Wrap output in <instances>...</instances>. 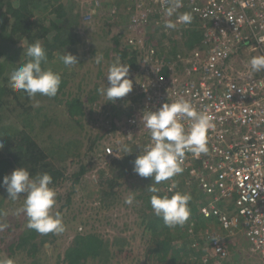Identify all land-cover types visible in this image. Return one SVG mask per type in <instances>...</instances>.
<instances>
[{
    "label": "trees",
    "instance_id": "1",
    "mask_svg": "<svg viewBox=\"0 0 264 264\" xmlns=\"http://www.w3.org/2000/svg\"><path fill=\"white\" fill-rule=\"evenodd\" d=\"M63 1L0 0V142L4 145L0 149V182H2L5 175H10L13 170L25 167L33 176L38 173H49L53 177V187L70 180L68 188L72 193L79 188L80 179L91 169L92 164H87L85 158H88L91 152L93 153L100 141L92 138L90 140V134L86 130L90 122L89 118L93 115L92 111L95 109L93 105L103 106L104 109H107L105 111L108 115L110 114L108 116L110 126L116 127V122L122 121L125 116L129 118L132 113H127L126 107L130 104L134 105L143 96L136 87L137 80L143 77V72L133 76L132 70L143 67L146 63L145 57L148 54L146 55L137 45L128 47L127 44H124L125 34L123 33V28L126 26L124 21L128 18V16L124 17V15L129 14L127 8L118 11L113 18L106 17V22H112L107 25L119 27V22H121V24L124 23V27L119 30L114 37L113 43L105 51L102 48L98 49V51L94 47L90 49V54L88 53V55L92 57L90 58L91 60L96 54H103L104 59L99 65L92 60L89 65L98 66V73H96L94 78L89 79V82L85 85V91L82 88L70 98L67 90L69 83H72L70 78L71 67L64 66L62 68L60 66L61 63L57 64L56 62H61L59 60L60 54H64V52L71 53L72 45L80 43L77 39L79 36L78 31L87 27L84 25L85 23L82 24L80 18V12L82 13L83 9L79 8L73 0H68L67 3ZM106 4L109 6L110 2L107 1ZM50 7L53 10L47 12L46 15L37 19L33 18L36 12H42V9L47 11ZM121 12L122 14H120ZM183 12H189L193 16L192 22L185 24L183 32L180 29L174 30V35L168 44L154 47L149 45L157 52V57L160 61L162 60L161 56L165 55V51H169L168 54L171 56L169 57L168 55V58L166 57V62L180 63L182 62L181 57L186 58L199 48L205 51L209 46L206 43L208 37L207 30L204 27H212V23L205 22L187 6H183ZM156 25L158 27L161 24L156 23ZM162 37L166 38V35L163 34ZM37 40L42 42L47 51L48 62L44 67H51L54 71L62 74V83L54 98L37 95L35 99H30L25 93L15 92L9 86V74L11 71L27 60V57L23 55L24 48L22 44L26 47ZM113 44L115 45L114 47L112 46ZM149 44L151 43L149 42ZM7 48L11 50L9 57L8 55L6 56ZM116 56H119L122 62L128 63L130 66L133 91L124 98H118L115 103L106 102L103 104L101 101L102 96L97 92V89L103 87L104 83L107 86L108 81L100 66L104 63L110 65ZM81 63L83 64L84 62ZM182 69H184L183 63L178 66V71ZM164 73L168 76L170 75L169 66H165ZM108 105L111 106L110 110H108ZM88 106L93 108L89 109L87 108ZM59 108H63L67 115L66 119L59 116ZM88 114H90L89 117ZM86 140L91 142L87 144ZM129 142L131 144L128 145L132 150L144 151L145 143H140L141 146L135 148V143ZM84 145H87L88 148L85 149L82 155L80 148L84 147ZM103 156V154L99 153L97 158L100 159ZM130 157L129 159H131ZM75 158L78 160H74ZM125 158L127 162L130 161L128 157ZM69 159L70 161H68ZM84 159L85 161H83ZM121 161L123 160H113L115 167L112 171L116 172V177L117 172L124 166ZM71 168L73 171L70 175H67V171ZM130 168L133 169V166H130ZM113 179L116 178H109L106 172L102 171L96 180L97 186L103 189V197L110 201L105 206L106 209L112 208L114 202L116 204L119 202ZM189 180L190 175L183 171L181 174L167 180L163 186L164 192H161V194L167 193L169 195L175 191L191 194V215L182 227L170 228L163 223L162 218L155 216L149 203L151 193L146 191V193L139 195L143 200L144 206L140 210L141 214L138 217L147 219L148 229L154 233L152 236L153 244H147L146 257L148 259L152 257L154 261L156 260L161 264L187 263V255L185 254L186 256L183 257V254H181L183 250L177 245H173V243L177 241L179 234L181 236L184 235L187 239V242L184 243H193L194 238L191 236L192 225H196V222H198L205 226L206 221L198 207V202L204 201L197 194L198 184L189 183ZM152 182L153 178L151 177L148 180V185ZM111 187L112 190L109 192L107 189ZM2 193L7 192L3 187H0V194ZM2 202L3 198L0 199V204ZM9 202L13 203V200L10 199ZM27 222L28 219H26ZM38 235L39 233L35 230H30L27 227V230L20 237L17 247L25 250L31 249L33 258L36 255L35 252L38 251V243L34 242ZM47 235L42 237V246L46 244ZM192 238L193 240H190ZM128 242L130 240L122 235L114 237L111 241L93 232H78L74 235L72 243L65 251L64 257L61 258L59 264H108L113 258L111 251L113 245L118 246L116 256L123 263L125 259L120 257L119 254L123 253L124 247H131ZM29 246L31 248H28ZM207 248L209 250H203L207 253L205 255L208 259L206 264H212L210 241ZM198 249H196L197 252ZM31 264L38 263L34 261Z\"/></svg>",
    "mask_w": 264,
    "mask_h": 264
},
{
    "label": "built area",
    "instance_id": "2",
    "mask_svg": "<svg viewBox=\"0 0 264 264\" xmlns=\"http://www.w3.org/2000/svg\"><path fill=\"white\" fill-rule=\"evenodd\" d=\"M171 2L126 0L127 44L143 46L156 23L165 25L168 18L177 24L175 30L183 32L186 25L177 17L187 6L212 23L204 27L209 46L181 57L180 63L163 59L132 70L133 76L143 72L136 83L143 96L126 107L132 114L124 132L148 146L150 131L142 121L145 110L155 111L179 98L197 111L206 109L215 124L207 133L209 151L199 156L186 152L182 167L190 175L189 183L198 184L204 219L214 220L227 234L238 231L245 236L250 250L264 262V71L253 73L248 63L253 56L264 55V0H180L181 7L168 17ZM182 63L184 69L178 71ZM182 123L187 127L190 121L182 118ZM105 150L115 155L112 147ZM209 241L212 261L223 264L230 254L227 243L219 236Z\"/></svg>",
    "mask_w": 264,
    "mask_h": 264
},
{
    "label": "rangeland",
    "instance_id": "3",
    "mask_svg": "<svg viewBox=\"0 0 264 264\" xmlns=\"http://www.w3.org/2000/svg\"><path fill=\"white\" fill-rule=\"evenodd\" d=\"M73 1L77 3L79 8L83 9V12L86 10L90 11L93 8V5H95L97 9L100 7L102 9L104 6V2L102 3V0H100L101 3L99 4L97 1L94 3V0ZM63 2L67 3L68 0H64ZM123 2L124 0H113V3L116 5L123 4ZM52 10V7H50L47 11H43L42 9V12H36L33 15V18L37 19L40 16L46 15L47 12ZM104 12L108 13V10L104 9ZM82 13L80 12V18L82 24L85 23L84 25L87 28L78 31L79 36L77 39L80 41V43L74 44L75 46L72 45L71 47V53L78 57L79 63L70 69V78L72 83H69L67 90L70 98H72L76 92L82 90V88L83 91H85V85H87L89 79L92 77L94 78L96 73H98V66L94 65L93 67L89 65L92 62L90 59L92 57L88 55V53L90 54V49L94 47L98 51V49L102 48V50L105 51L109 45L111 46L114 41V37L119 32V30L124 27L125 23L124 21V23L120 24L119 27H112L107 25L110 24L111 21L106 22V15L101 19H98L97 17L85 19L81 16ZM167 20L170 19L168 18ZM87 21L89 22L86 23ZM125 27L123 29H125ZM158 27H160L157 28L158 36H160L161 31L165 27H163V25H159ZM171 30L172 29H166V33L168 35H174V32ZM112 46L114 47L115 45L113 44ZM7 49L6 56L8 55L9 57L11 55V50L9 48ZM81 62L84 63L82 64ZM56 63H61L60 66L64 68L62 62ZM108 67L109 65H106V63L100 66V69L105 74L106 80ZM101 101L103 104L106 103L105 97L102 96ZM93 106L95 109L92 111L93 115L89 118L90 122L86 128L87 133L90 134V140L97 139L106 134V126L110 123V120L108 119L110 114L108 115V113L105 111L107 109H104L103 106ZM87 108L92 109L93 107L91 106L90 108L88 106ZM110 109L111 106L108 105V110ZM58 114L61 118H67L63 108L58 109ZM89 115L90 114H88V117ZM120 132L121 130L117 132L116 129L114 134H112L114 137L117 135L115 143H117L116 145L118 147H120L122 143L131 144L129 141L135 143V148L139 147V143L135 142V140L133 141L132 137L130 139L129 135H119ZM108 136H110V134H108ZM147 140L148 139L144 141ZM86 142L88 144L91 141L86 140ZM87 148V145H84V147L82 146V148H80L82 155ZM99 150H101V148H95L93 153L91 152L88 158H85L86 161L85 159L83 160L87 162V164L91 163L92 167L80 179L81 182L78 189L71 193L70 189L68 188L70 185V180H66L64 183H59L58 186H54L57 192V204L55 205L53 211L54 213L58 211L62 214L66 230L61 234L49 233L47 235L46 244H43V246L41 245V241L44 235L39 234L34 241L38 243V251L35 252L36 255L33 256V258L31 249L25 250L17 247L20 237L27 230L26 219L28 218L26 213H24L22 210L24 197L13 201V203H10V199H8V193L0 194V199L3 198V202L0 204V226H3L0 227V257L7 256L12 258L15 261V264H31L34 261H36L38 264H59L61 258L64 257L65 251L72 243L74 235H76L78 232H93L103 236L106 239H110L111 241L114 237H119L120 235L130 240L128 244H130L131 247H124L125 250L123 253L119 254L120 257L125 259V261L123 263L119 261L118 257L116 256L118 246L113 245L111 248L113 258L108 264H161L156 260L154 261L152 257L149 259L146 257V250L148 248L147 244H153L152 236L154 233L148 229L146 224L147 219L138 217L141 214L140 210L144 206L143 200L139 197V195L144 192L146 193V188L149 186L148 180H150L151 177L142 178L134 173L133 169L130 168V166H133V162L137 156L143 154L144 151L140 152L138 150H132L130 154H125L123 151H117L115 149V157L103 156L98 159L97 156L99 154ZM129 156H131V159H129ZM125 157H128L130 161L128 160L129 162H127ZM70 159L68 161H70ZM114 159L123 160L121 162H123L124 165L123 168L117 172V177L115 176L116 172L114 173L112 171V169L115 167V165H113ZM74 160L78 159L75 158ZM129 163L131 164L129 165ZM73 169L71 168L66 174L70 175ZM102 171H105L109 178H116L113 179V184L115 190L117 189V198L119 202L117 201V204L114 202V204H112L114 206L110 209L105 208V206L110 201L103 197V189H100L96 183L97 176H99L100 172ZM165 183L166 181H163L161 184L157 185V187L161 189V192H164L163 186ZM107 190L110 192L112 187ZM132 191H135V199L133 203L129 205L125 203V200L128 195L132 193ZM23 195L24 194H21V196ZM198 203L201 204L202 201H199ZM192 226L193 230L191 236L194 238V240L193 238L190 240H193V243H184L187 242V239L184 235L181 236L180 234L178 235L177 241L173 243V245H177L183 250L181 253L183 254V257L187 255L188 260H186V264H206V262H204V257L207 253H205L203 250L208 249L207 247L209 240L216 236H219L225 240L230 253L228 259L223 264H264L263 260L250 250V246L246 240V237L240 234L238 235V231H236L235 234H227L222 229L218 228V225L215 222H205V226L196 222V225L194 224ZM134 234L135 236H133ZM28 248H31V246ZM191 249L192 251L190 252ZM196 249H198V252ZM212 264H215V262L213 261Z\"/></svg>",
    "mask_w": 264,
    "mask_h": 264
},
{
    "label": "clouds",
    "instance_id": "4",
    "mask_svg": "<svg viewBox=\"0 0 264 264\" xmlns=\"http://www.w3.org/2000/svg\"><path fill=\"white\" fill-rule=\"evenodd\" d=\"M96 1L98 4L101 3L100 0H94V3ZM107 1L102 0V3L104 2L102 9L101 7L97 9L93 5L90 11L86 10L82 13V17L85 19H91V17L101 19L106 15L109 18H113L126 5V0H124L123 4L119 5H116L111 0L109 1V6L106 4ZM180 7V0H172L170 6L166 9V15L168 17L173 16ZM104 9H107L108 13H105ZM192 20L193 16L189 12L180 14L177 17V21L183 24H190ZM127 21L128 18L125 22L127 23ZM158 24L163 25L164 23L159 21ZM164 26L166 29H172L171 31L174 32L177 24L171 20H167ZM157 28L160 27L155 26L152 33L154 36L152 37V34H150L143 46L137 45L146 55L148 54L145 59L146 63L149 64H154L159 60L157 52L149 45L154 47L156 45L168 44L173 37V35L166 33V29H163L160 36H158ZM123 33L125 34L124 29ZM163 34L166 35V38L162 37ZM261 39L264 40V37ZM126 40L125 37V45L127 44ZM22 46L24 48L23 55L27 57V60L21 66L11 71L9 74V86L15 92L25 93L30 99H35L37 95L54 98L60 89L62 74L54 71L51 67H44V65H47L48 57L47 51L41 41L37 40L26 47L23 44ZM130 46L133 45H128V47ZM168 52L165 51V55L161 56L162 60L166 59V57L168 58ZM59 59L65 67H72L79 63L78 57L72 53L60 54ZM103 59V54H96L92 60L99 65ZM248 63L253 73L264 71V55L253 56ZM106 77L108 81L107 86L104 83L103 87L97 89V92L105 97L106 102L115 103L118 98H124L133 91L130 66L128 63L122 62L119 56H116L110 63ZM137 103L138 101L134 105ZM132 105L130 104L127 107ZM182 118L190 121L187 127L182 123ZM127 121L128 118L125 116L122 121L116 122L117 128L109 124L106 126V134L102 138H97L100 141L96 148H101L99 150L101 155L103 154L104 157L116 156V153L115 155L106 154L105 149L107 146L112 147L114 152L115 149L123 151L125 154L132 152V148L126 143H122L118 147L117 143H115L117 135L115 137L112 135L116 129L117 132L121 130L119 135H128L124 132V124ZM142 121L144 126L150 131L151 143L148 146L145 144L146 148L143 154H140L134 160L133 171L142 178H153V182L146 188V191L152 194L149 203L155 216L162 218L163 223L170 228L182 227L191 215V194L182 191H175L171 195L167 193L161 194V189L157 185L163 181L170 180L184 171L182 164L186 152H191L196 156L208 153L207 133L209 129L215 127L213 122L214 117L206 109L197 111L189 101L179 98L175 102L164 103L155 111L145 110L142 115ZM140 143L139 146H141ZM3 147V143L0 142V149ZM52 185L53 177L49 173H38L33 176L25 167L13 170L10 175H5L2 182H0V187H3L8 193V199L16 201L24 197L22 210L28 218L27 227L41 235L49 233L61 234L66 230L62 214L58 211L55 213L53 211L57 204V192ZM21 194L24 195L21 196ZM134 199L135 191H132L126 198L125 203L130 205ZM202 204H204L203 201L198 205L199 210ZM205 222L212 223L215 221ZM204 262H206L205 257ZM0 264H15V261L12 258L3 256L0 257Z\"/></svg>",
    "mask_w": 264,
    "mask_h": 264
},
{
    "label": "crops",
    "instance_id": "5",
    "mask_svg": "<svg viewBox=\"0 0 264 264\" xmlns=\"http://www.w3.org/2000/svg\"><path fill=\"white\" fill-rule=\"evenodd\" d=\"M218 228H220L219 226H217ZM211 228V227H210ZM238 235H239V233H238Z\"/></svg>",
    "mask_w": 264,
    "mask_h": 264
}]
</instances>
